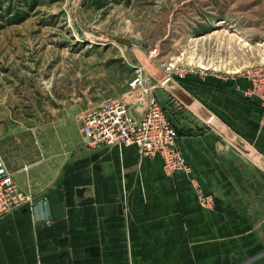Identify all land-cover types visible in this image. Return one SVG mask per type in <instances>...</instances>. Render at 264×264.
Wrapping results in <instances>:
<instances>
[{
    "label": "crops",
    "instance_id": "obj_1",
    "mask_svg": "<svg viewBox=\"0 0 264 264\" xmlns=\"http://www.w3.org/2000/svg\"><path fill=\"white\" fill-rule=\"evenodd\" d=\"M230 85L219 90L237 103L236 115L198 109L204 119H222L217 135L178 139L193 176L214 198L211 209L184 171L167 176L160 158H144L134 146L92 149L78 128L63 134L60 149L28 148L16 163L1 157L31 202L0 218V264H238L243 257L264 264V114ZM179 87L188 103L192 94ZM155 88L152 98L177 107ZM128 98L142 115L148 99ZM224 142L263 157L238 163Z\"/></svg>",
    "mask_w": 264,
    "mask_h": 264
},
{
    "label": "rangeland",
    "instance_id": "obj_2",
    "mask_svg": "<svg viewBox=\"0 0 264 264\" xmlns=\"http://www.w3.org/2000/svg\"><path fill=\"white\" fill-rule=\"evenodd\" d=\"M263 67L264 0H0V156L16 163L28 148L60 149L63 134L79 128L82 135L87 111L109 98L129 100L140 73L166 104L174 100L177 107L166 108L147 95L180 136H216L222 119L201 113L236 115L220 86L233 82L248 99L238 76ZM175 86L192 94L188 103ZM224 145L238 163L263 157L248 156L242 143Z\"/></svg>",
    "mask_w": 264,
    "mask_h": 264
},
{
    "label": "built area",
    "instance_id": "obj_3",
    "mask_svg": "<svg viewBox=\"0 0 264 264\" xmlns=\"http://www.w3.org/2000/svg\"><path fill=\"white\" fill-rule=\"evenodd\" d=\"M166 78L161 82V86L170 82L171 78L168 76ZM238 78L247 84L244 89L238 86V90L256 103L264 113V67L246 70ZM149 81V76L140 73L129 84L131 92L148 99L146 109L141 116H136L132 107L124 100L109 98L99 108L84 114L83 140L92 149L134 146L144 158H160L167 175L179 170L190 175L192 168L178 144L177 129L158 102L147 96L154 88L150 86ZM193 184L201 202L207 208H211L214 203L213 198L199 189L198 182L193 180ZM30 202L31 196L17 187L14 175L7 169L0 156V218L21 209Z\"/></svg>",
    "mask_w": 264,
    "mask_h": 264
},
{
    "label": "bare ground",
    "instance_id": "obj_4",
    "mask_svg": "<svg viewBox=\"0 0 264 264\" xmlns=\"http://www.w3.org/2000/svg\"><path fill=\"white\" fill-rule=\"evenodd\" d=\"M137 116V115H136ZM141 116V115H140ZM241 150H244V151H246L245 153H247V154H250V151H248V150H246V149H244V148H241ZM243 151V152H244ZM179 171H181V170H179ZM176 172H178V171H176ZM176 172H174L172 175H174ZM167 175V174H166ZM172 175H167V176H172ZM196 188V187H195ZM197 190V189H196ZM197 193H198V191H197ZM198 197H199V193H198ZM199 199V202H200V204L203 206V207H205V208H207V206H205L202 202H201V200H200V198H198ZM214 204V203H213ZM212 207H213V205H211ZM211 207V208H212ZM211 208H207V209H211Z\"/></svg>",
    "mask_w": 264,
    "mask_h": 264
}]
</instances>
